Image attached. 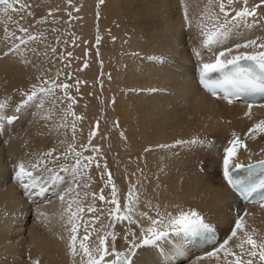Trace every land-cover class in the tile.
Listing matches in <instances>:
<instances>
[{
	"label": "bare ground",
	"instance_id": "obj_1",
	"mask_svg": "<svg viewBox=\"0 0 264 264\" xmlns=\"http://www.w3.org/2000/svg\"><path fill=\"white\" fill-rule=\"evenodd\" d=\"M251 2L256 5L261 0ZM10 3L15 10L4 12L5 6L0 5V102L9 105L5 113H15V107L26 99L21 93L31 92L32 86H40L44 79L70 87L56 89L58 99L55 103L45 99L43 109L35 103L23 108L26 127L16 137L0 141V264H34L36 260L39 264H81L79 256L74 262L70 254L66 224L65 209L75 192L63 202L31 207L4 183L8 173L5 162L16 165L24 161L30 165L42 160L46 163H41L38 172L44 177L49 176L48 168L59 172L63 177V193L69 186L75 187L72 173L60 171L62 166L71 167L75 163L71 155L67 158L62 155L70 144H75L83 156H95L99 162V167L92 162L77 177L81 185L75 190L80 194L77 199L85 208L80 214L77 247L86 235V223L91 233L86 241L90 247L98 244L99 235L114 232L117 239L112 241L109 236V244L114 243L118 251L128 246L123 239L125 235L130 241V231L140 235V228L150 223L146 219L140 224L120 223L108 215L114 205L98 198L103 190L106 200L111 199L108 172L118 189L122 209L132 185L140 193L134 219L140 212L155 217L156 206L161 213L172 215L196 210L228 232L235 220L231 208L233 195L218 178L212 150L201 145L165 149L158 146L174 145L178 140L215 138L213 145L219 147L231 141L235 133L247 145L246 150H239L238 161L264 156V133L249 134V129L264 120V108H251V114L246 115L247 106L229 105L212 98L192 80L193 70L200 63L194 50L201 52L204 62H214L218 53L229 47L233 52L253 49L236 50L237 43L252 39L264 43V4L256 10L255 18L247 17L246 23L230 28L228 37L209 49L203 47L202 35L213 24L206 15L208 0H103V3L10 0ZM185 5L191 27L184 16ZM231 7L240 10L243 0H236ZM217 10L214 3L211 15L215 16ZM202 22L205 29L198 27ZM20 27L28 29L27 33L20 32ZM28 35L38 38L21 45L23 57L14 53L4 55L19 43L17 37L27 40ZM149 57H162L165 62ZM24 59L30 62L25 64ZM64 91L75 98L72 108L81 120L71 115L62 119L64 109L71 103L63 96ZM82 145L88 146L86 151ZM94 147L99 152H93ZM53 149L51 157L44 155ZM92 193L97 194L95 200ZM148 201L154 207H149ZM90 205L98 211L89 213ZM96 217L99 219L93 231ZM243 220V231L253 233L257 241L264 240V209H248ZM242 235L238 230L227 248L239 254L236 245ZM145 256L146 253L139 252L138 264H149ZM228 260L234 257H225L221 251L216 256L180 264H227ZM254 264H260L259 260Z\"/></svg>",
	"mask_w": 264,
	"mask_h": 264
},
{
	"label": "snow or ice",
	"instance_id": "obj_2",
	"mask_svg": "<svg viewBox=\"0 0 264 264\" xmlns=\"http://www.w3.org/2000/svg\"><path fill=\"white\" fill-rule=\"evenodd\" d=\"M18 2V0H17ZM103 3V0H100ZM216 4L219 9V14L223 15V22L220 21V15H211V6ZM236 0H208L209 12L206 13L207 19L212 21V28L202 31V35L205 37L203 41V47L211 49L213 44H219L222 40L226 39L229 35L228 25L231 23L233 27L238 26L240 23H246L247 17L255 18L257 16V9L264 4V0H261L260 4L249 8L248 0H243V7L240 10H236L233 6ZM0 5H4V12H8L9 9L15 10L10 0H0ZM23 8L25 5L20 4ZM232 12L235 14L232 15ZM184 16L188 21V27H191V21L188 18L187 5L184 7ZM198 27L205 29V25L202 22ZM20 32L27 33L28 29L24 27L19 28ZM7 31V29H6ZM11 36H15V33H11ZM38 37L28 35L27 40L17 37L19 43H15L13 47L5 52L7 56L9 53H14L17 56L23 57L24 51L21 49V45H26L28 41L36 40ZM99 43V38L97 40ZM240 48H256L264 49V43H258L257 40H247L245 43H237L235 49ZM55 52V49H52ZM233 48L229 47L225 51H220L216 56L214 62H203L202 54L199 50H194V55L199 58V83L204 89L209 91L213 96H217L220 93L223 94V98L229 103L233 102V98H240L241 96L253 98L248 103V113L251 114V108L256 103L255 97L259 96L264 98V50L257 51L254 53H240L233 55ZM68 55H71L69 53ZM149 59L156 60L157 62L164 63L165 60L162 57H149ZM25 64L29 63L27 59H24ZM213 74H219V78H216ZM31 92L21 93L26 99L15 107V112L19 113L25 107L35 103L41 109L45 106V99L49 100V103H55L57 97H55L56 89H68V84H58L55 80L49 82L44 79L40 86L33 85ZM78 90V89H77ZM151 91H156L152 89ZM64 97H67L71 103L67 104L64 109V115L62 119L66 120L67 116L71 115L75 117V120H81L82 117L77 116L72 108V105L76 102L74 97H71L67 91L63 93ZM63 103V101H60ZM264 107V104L260 105ZM8 103L0 102V132L5 129V124H12L17 116L7 115L5 109L8 108ZM76 125L72 124L73 134L75 133ZM253 133H264V120L259 121L254 125L253 128L249 129V134ZM92 136L95 135L93 132ZM234 138L229 142V146L224 148V156L222 160V175L227 183L239 193V195L247 201L261 203L264 206V160L257 161L255 164L243 165L236 158L240 149H247V145L240 138V136L233 134ZM204 141L193 138L191 140H178L174 145H159L161 149L173 148L176 146H187L192 147L193 145H202ZM91 144V140H89ZM85 151L88 146H81ZM93 152H99L98 148H93ZM148 149H146L147 151ZM55 149L45 153V156L51 157ZM65 158L69 155L73 157L75 163L71 166H62L61 172H71L73 175V182L75 187L69 186L64 194L59 195V199L63 202L66 196H70L71 193L75 192V197H71L67 202V208L65 212L67 214L66 224L68 227L69 235V251L71 256L75 258L80 257L81 264H138L136 259L139 254V250L152 251L158 250L157 255L162 256L163 259L160 264H165L169 259L168 252L164 249L163 244L165 242H171L172 237H180L184 241L190 242H214L216 240V229L213 224L206 220V218L196 210L180 211L178 215H172L171 213H161L156 206V216H150L148 212H140L139 216L135 219L137 208L140 200V193L137 191L136 186L132 185L127 193V203L124 208H121V204L118 198V189L115 182L112 179V175L108 172L107 185L111 186V199L106 200L103 195V190L99 194L98 198L100 201H104L107 204L114 205L113 208L109 209L108 215L113 217L116 221H128L130 224H140L142 220L146 219L149 221L147 227L140 228V235L134 231H130L132 239L129 241V236L125 235L123 239L128 241V246L125 251H118L113 244H109V236L112 241L117 239L114 232H105L103 235L98 236V244L95 247H90L86 241L90 239L91 233L88 231V224H85L86 235L79 240L77 233L80 228L81 215L84 213L85 208L80 206V202L77 199L79 192L75 190L81 185L79 184L77 177L81 175L82 169H88L92 162L96 163L99 167V162L95 161V156H83L82 151H77L75 144H70L68 151L62 154ZM59 158V157H57ZM41 163L46 161H39L37 163L26 164L24 161L18 162L14 165V179L18 185L22 187L25 192L29 195L33 193V190L39 189L38 195H44L47 191L44 184L38 183L34 171L40 167ZM107 165L105 164V168ZM31 169V170H30ZM244 171L243 177L235 176V172ZM46 171L49 173L45 184L51 182L55 185L56 183L63 180V177L59 172H54L48 168ZM106 185V186H107ZM87 187L88 185H84ZM85 196L88 193L84 194ZM93 200L97 198L96 193L91 194ZM259 197V201L255 197ZM76 206L73 210V206ZM149 207H154L151 202L148 201ZM89 213H95L98 209L94 205L87 207ZM40 215H45L40 213ZM63 219V214L62 217ZM99 218L96 217L93 220V231H95L94 223ZM243 217L237 219L235 228L231 231V235L219 245L218 248L213 252H209L208 256H216L218 252L223 251L225 257L232 256L234 260H228L227 264H254L256 259L259 260L260 264H264V240L257 241L253 238V233L243 231L244 230ZM242 231L243 235L240 238V242L236 245L240 249V253L232 251L227 248L230 240L237 236V231ZM245 245L250 248H245ZM247 256V259L243 257ZM112 257V259H106ZM199 259H203L200 257ZM34 264H39V260H36Z\"/></svg>",
	"mask_w": 264,
	"mask_h": 264
},
{
	"label": "rangeland",
	"instance_id": "obj_3",
	"mask_svg": "<svg viewBox=\"0 0 264 264\" xmlns=\"http://www.w3.org/2000/svg\"><path fill=\"white\" fill-rule=\"evenodd\" d=\"M252 0H248V6H251V7H253V6H255V4L253 3V2H251ZM250 7V8H251ZM217 14H219V10H217V12H216ZM216 14V15H217ZM220 15V21L219 22H223V15L222 14H219ZM233 26H232V24L230 23L229 25H228V28L230 29V28H232Z\"/></svg>",
	"mask_w": 264,
	"mask_h": 264
}]
</instances>
